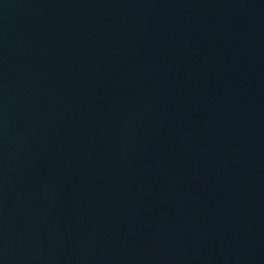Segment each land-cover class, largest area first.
I'll use <instances>...</instances> for the list:
<instances>
[{
  "label": "water",
  "instance_id": "95a60500",
  "mask_svg": "<svg viewBox=\"0 0 264 264\" xmlns=\"http://www.w3.org/2000/svg\"><path fill=\"white\" fill-rule=\"evenodd\" d=\"M0 264H264V0H0Z\"/></svg>",
  "mask_w": 264,
  "mask_h": 264
}]
</instances>
